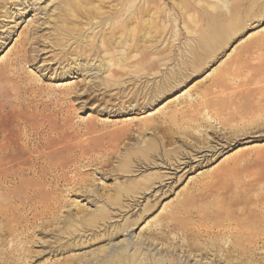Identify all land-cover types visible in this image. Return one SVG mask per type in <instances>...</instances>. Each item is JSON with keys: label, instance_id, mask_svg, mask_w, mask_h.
<instances>
[{"label": "rangeland", "instance_id": "1", "mask_svg": "<svg viewBox=\"0 0 264 264\" xmlns=\"http://www.w3.org/2000/svg\"><path fill=\"white\" fill-rule=\"evenodd\" d=\"M229 1L231 4L236 0ZM246 3L237 19L233 15L213 23L220 30L212 37L201 31L208 26L211 15L226 11L223 0H69L65 18L64 12L56 9L61 0H0V146L10 134L16 136L17 129L10 125L14 115L20 119L22 129L28 123L24 133H33L26 142L37 148V156H42L37 161L39 170L50 171L58 165L64 167L62 174L67 179L60 182V194L51 191L43 197L53 207L52 221H37L28 213L29 221L18 226L21 233L15 232L16 221H1L4 230H0V264H101L99 261L114 253L133 255L136 262L150 261L171 252L173 247L176 250L172 256L182 263H200L201 259L204 264L215 258V252L208 258L202 257L201 252L187 246L189 240L183 232L186 227L174 228L173 224L182 222L187 214L180 210L176 218L168 216L179 201L189 197V208L205 215H210L214 207L228 208L229 204L230 210L251 208L264 213V5L253 10L251 3ZM94 6L100 8L99 14L90 12ZM160 16L166 23L165 33L156 46H169L180 54L203 35L206 44L218 40L219 47L200 70L179 81L171 91L154 96L150 104L145 105L144 99H140L131 102L130 107L125 102L123 107L119 96H114L117 89L103 84L108 69L115 65V60L106 55L125 51V21L132 27L139 20L160 21ZM100 19L103 22L99 25ZM195 21L199 32L188 30ZM135 30L145 32L141 27ZM109 38H117L112 51L105 50L103 45ZM175 63L167 65L172 67ZM213 80L208 96L231 98L225 106L211 109L213 118L220 117L235 126L238 120L231 115H237L245 123L255 119L260 125L239 139L234 138L235 132L221 130L216 122L217 128H199L197 135L203 137L202 143L179 134L177 141L162 140L164 148L179 147L185 153L177 170L169 165L174 158L166 159L158 152L147 161L154 166H133L131 171H125L121 165L125 154H138L137 148L151 139H167L162 134L167 128L147 130L145 134L134 130L131 138L107 133L130 123L136 127L147 117L158 118L164 116L162 113L166 116L185 107L190 97L197 98ZM19 99L22 106L17 104ZM135 105L140 108L136 112L131 110ZM11 106H15L13 111ZM231 134L235 140L229 142L224 136ZM26 142H20L18 149H25ZM161 173L166 185L155 179L148 191L137 189L121 195L114 204L109 203L115 188L137 186L149 176ZM26 177L22 184H9L11 189L17 186V192L23 193L21 198L26 190L37 186L36 179ZM71 180L78 181L76 188ZM11 197L10 192L1 199L11 201ZM237 198L244 202L234 204ZM33 199L37 201V196ZM103 209L108 216L89 223V217ZM190 222L194 226L196 221ZM13 245H24V254H9L7 251ZM260 252L264 255V247Z\"/></svg>", "mask_w": 264, "mask_h": 264}, {"label": "bare ground", "instance_id": "2", "mask_svg": "<svg viewBox=\"0 0 264 264\" xmlns=\"http://www.w3.org/2000/svg\"><path fill=\"white\" fill-rule=\"evenodd\" d=\"M68 1L69 0H61V6L56 7V9H59V13L62 11L64 12V15H62L64 18L67 16ZM223 1L225 3L226 11L211 15L208 18V22H206L205 19V22L208 24V26H206L205 29L201 31V33L207 32L212 37L216 36L214 32H217L220 29L214 28L212 24L223 17L226 18L224 20H227V18L233 17L234 15L233 18L237 19L239 15L244 12V9H246L245 5L247 4V1L251 3L253 10H255L258 6L264 5V0H236L231 4L229 0ZM188 8L190 10L189 6ZM93 9L94 10H90V12L93 14L95 13L96 15L100 13V8L98 6H94ZM113 16L116 17L115 15ZM158 20V18L139 20L132 27L130 26L131 24L129 22L125 21L123 26L125 32L128 35L125 40V51H114L113 54L107 53L106 55V58L109 60H115V65L108 69L109 74L103 84L109 89H117V92L114 94V96H119V103L125 104V102H129L128 107H130L129 105L133 106L131 102H139L140 99H144L143 102L145 105L150 104L155 98L154 96L171 91V89H173L175 85L179 83V81L182 82L186 76L191 73L193 74L194 71L200 70L202 64L207 62V60H209L214 55L219 47L218 40H216L214 44H209L208 42L206 44V40L203 39L205 36L203 35H201V39L197 38L193 44L189 45V48L186 51H183L180 54L172 51L169 46L158 47L155 44L161 41L160 38H162L165 33L166 25L164 19L161 16L160 21ZM102 22L103 20L100 19L98 24L100 25ZM187 24L188 23H185V28L187 27ZM196 25L197 24L195 21V24L192 26V28H189L188 30L199 32V28ZM140 27L145 29L144 33L135 32V28ZM64 28L67 29V25H65ZM261 41H264V37ZM103 45L105 50L112 51L116 49L117 38H115V40L109 38L103 42ZM12 60L13 59H11V61ZM16 60H18V58H16ZM167 62L176 63L174 66L170 67L167 65ZM163 64H165V67ZM107 65L108 63H101V66L106 67ZM157 78L159 79L157 80ZM214 83L215 80H213L210 85H207L205 89L197 95V98L190 97L189 102L185 107L175 109L166 116V113H162L165 117L158 116L157 118L155 115L150 116L141 120L140 123L136 125V127L134 124L130 123L128 125L118 127L111 133H107V135L112 137L131 138V136L135 134V132L132 134V131L134 130L141 134H145L147 130L167 128V131L162 133L165 137H167V139H159V141L151 139V142L146 141L144 146L137 148L136 151H139L138 154L131 152L125 154L124 161H127V163L123 164L124 161L121 163V165L125 166V171H131L133 166L145 168L154 166L152 162L147 161L158 152L166 159L167 157H169V159L174 158L173 161L169 162V165L171 168L173 167L177 170V168L183 164L181 161V155L184 156L185 153L180 151L179 147L168 150L164 148V146L165 142L169 140L175 141L177 135L179 134L187 135L186 137L190 138L193 137L197 142L200 141V143H202L203 137L201 135H197L199 128H207L208 126L217 128L215 122L220 125L219 128H221V130H226L227 132L229 131V133L235 132L233 135L236 139L240 136L245 137L250 129L260 125V123H257L255 119L245 123L240 117L238 118L237 115H231V117H234L235 120H238L235 126L233 124L227 123V120H221L220 117L215 116V118H213L212 115L214 114L211 110L213 107L225 106L227 103H230L229 101H231V98L228 97L215 98L208 96L207 91L211 89ZM130 85L132 86L131 88H129ZM152 85L153 88L151 89ZM147 97L149 98L148 101H146ZM17 104L22 106V101L20 100ZM125 106L126 104L123 105V107ZM241 107L243 110H245L246 105ZM14 108L15 106H11L10 109L13 111ZM252 108L254 109L253 105ZM139 109V105H135L134 108H131V110H134V112H136L135 110ZM35 113L37 114V108L34 110V114ZM150 115L153 114L151 113ZM10 125H13L17 129L16 136L14 137L10 134L7 136L5 143L0 146V217H2L0 219V230L3 229L1 221L7 220L5 224H10L16 221L17 226L15 232L17 231V233H21L18 226L29 221L27 216L28 213H31L33 215V219L37 221H43L44 219L52 221L50 212L53 207L50 205L51 202L47 204L43 197L46 198V196H48L51 191H53V193L56 195L60 194V182H67V179L65 174H62L64 167L62 168L58 165L54 166L50 171L39 170L37 161H40L42 156H37V148L33 149L27 144V142L30 140V136L33 133L26 132V134L23 131L24 128L29 126L28 123L25 122V126L22 129L20 126V119H16L13 115V117L10 119ZM88 127H90L89 130L92 129L91 124H88ZM205 131L203 130V132ZM36 133H38L37 130ZM231 136L232 134L224 137H227V140L230 142L235 140L234 138H231ZM24 140L25 142L27 141L25 143V149L19 150L18 146H20V142H24ZM162 140L166 141L164 142ZM183 141H185V138ZM184 163L188 162L186 161ZM26 176L36 179L37 186L34 185L30 187L29 190H26V195H23V198H21L23 193L17 192L16 185L15 188L13 185V188L11 189L9 184L11 182H18L22 184ZM155 179H159V183H161V185H166V183L163 184V182L166 180H164L165 177L162 173L156 176H149L145 180L138 182V184L137 181H133L132 184H137V186H119L115 188L113 190L114 194L108 198L109 203L114 204L116 201H119L118 199L121 197V195L138 191L137 189L148 191L153 187ZM73 184L74 186L72 187H77L78 181L72 182V185ZM92 190L97 192V189H90V191ZM202 191L203 190L201 189V193H198L202 195ZM10 192L11 195H13V197H11V201H7L6 198L1 199V196H5L6 193ZM193 192L192 194H194ZM41 195L43 196L41 197ZM36 196L37 201L33 199ZM203 196L205 197L207 194L205 193ZM186 198L179 201L177 207H174L168 211V216L176 218V215L180 212V210H183L185 215L187 214V217L182 219V222L173 224L174 228H183L184 226L186 227L183 229V232L185 233L186 238L189 240L187 246L191 249H196V252H201L202 257L205 255L208 258L210 253L215 252V258L204 264H264V255H262L260 252V250H263L264 247V237H262L264 236V213L261 214L257 212V210L251 208L249 211L245 208L230 210L229 204L228 208L215 209L214 207L210 212V215H205L204 213L200 214L199 211L195 212L194 209H190L189 206L191 200H188L189 197L188 199ZM239 198L235 199L234 204L244 202L243 200L240 201L241 199L239 200ZM40 203H42V205H40ZM53 206L56 208V205ZM108 214L109 213L103 209L94 216L89 217V223H96L98 220L107 217ZM194 219L196 222L193 223L194 226H191L192 221L190 222V220ZM83 220L87 222L86 219ZM24 228L26 229V226H24ZM250 228H255L257 231L252 233L249 230ZM25 250L26 248L24 245L21 246V248L19 246L17 247L13 245L10 246V250L7 252H9V254H13L16 251L20 254H24ZM175 250L176 247H173L171 252L161 255L159 258L154 257L150 261L149 259H141L139 262H136L133 255L116 256L114 255L116 253H114L110 257L99 262H101V264H107L110 262L114 264L115 261L117 264H184L181 262V259L176 258L175 255L172 256ZM104 254H106V252H104ZM194 256H196V254H194ZM198 260L200 263L195 262L191 264H201V259ZM63 264L70 263L65 262Z\"/></svg>", "mask_w": 264, "mask_h": 264}]
</instances>
